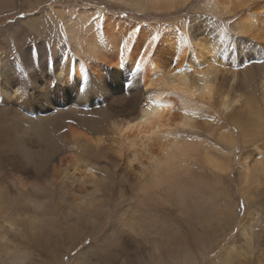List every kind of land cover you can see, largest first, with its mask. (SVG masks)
Here are the masks:
<instances>
[{
	"label": "bare ground",
	"instance_id": "6f19581e",
	"mask_svg": "<svg viewBox=\"0 0 264 264\" xmlns=\"http://www.w3.org/2000/svg\"><path fill=\"white\" fill-rule=\"evenodd\" d=\"M120 1L139 11L148 7L173 12L190 0ZM48 10L55 19V33L62 39L55 36L51 46H46L48 35L36 37L43 48L38 55V68L34 67L37 61L27 53L25 68L15 63L14 71L12 60L5 57L0 70V94L5 100V112L0 115V214H8L10 200L17 199L21 214L7 219L12 228L27 224L34 240L44 239L50 246L54 243L46 235V225L34 216L38 212L44 217L53 211L67 219L72 242L83 232L77 224L81 220L93 230L102 229L107 217L98 213L104 205L87 184H103V180L93 172L83 171V165L78 163L82 159L92 162L94 156L115 162L119 173L127 166L130 176L137 180L133 186L138 197L136 205L129 218L121 213L135 236L147 237L167 226L157 219L145 220L135 215L140 213L138 205L145 201L151 206L174 202L183 214L205 223L202 220L207 214L199 202L205 193H201L197 183L206 177L188 171L185 159L199 161L212 173V181H217L233 170L232 152L241 144L243 150H251L246 156H238L236 164L244 200L250 202L254 191L264 187V82L257 94L248 92L242 99L225 94L221 97L216 84L224 71H220L218 53L203 36L193 41L190 27L186 28L184 22H176L181 31L173 23L160 32L156 24H140L102 9L52 6ZM213 10L221 18L239 14L232 24L234 31L244 35L246 41L261 45L264 52V0H213ZM151 36L157 39L146 43ZM62 41L65 47L59 48ZM70 42L72 53L68 55ZM133 46L137 51L143 46L146 49L141 60L143 67L135 74H131ZM26 49L29 51L30 47ZM121 62L126 66L121 68ZM30 79L33 83L23 101L14 99L15 91L25 89V81ZM52 79L57 86L42 91ZM81 81L86 85L84 91L80 90ZM237 81V74L231 75L227 89L237 88ZM173 93L185 101L184 107L174 113L165 98ZM216 97L222 114L233 119L240 140L231 128L224 126L218 129L217 138L227 145L226 150L205 139L204 143L173 139L175 127L186 130L193 126L194 103L211 104ZM252 154L256 157L251 158ZM182 174L189 179V190L181 183ZM104 184L113 187L105 179ZM201 189L207 191V186L201 185ZM216 210L219 209L213 210V218L217 217ZM234 210V203L225 201L224 214ZM253 221L258 222L251 213L250 222L242 224L238 233V238L249 246L254 238ZM7 236L0 232V258L6 254ZM235 241L238 242L235 239L220 256L221 264H227L236 249ZM24 258H13L12 264H27ZM246 264H264V236L248 254Z\"/></svg>",
	"mask_w": 264,
	"mask_h": 264
},
{
	"label": "rangeland",
	"instance_id": "374dc122",
	"mask_svg": "<svg viewBox=\"0 0 264 264\" xmlns=\"http://www.w3.org/2000/svg\"><path fill=\"white\" fill-rule=\"evenodd\" d=\"M52 6L58 9L71 6L75 9L82 7L102 9L105 13L124 16L140 24H156L160 32H165L177 21L184 22L187 25L186 28L192 25L195 40L203 36L209 41L212 50L218 53L217 62L220 71H224L219 75L216 84L221 97L225 94L228 98L242 99L248 92L253 91L257 94L264 82V63L261 62L264 61V52L261 45L246 41L244 35L234 31L232 24L239 14L228 18L219 17L213 10V0H190L173 12L156 11L148 7L146 10L139 11L137 7L120 0H0V70L5 57L25 68L29 60L28 56H31L30 50L27 51L26 47H30L40 55L43 48L36 39V37L41 39L39 35L49 36L46 46H51L55 36L62 39L60 34L55 33V19L51 17L48 10ZM250 10L251 8L248 9ZM175 27L181 31L178 23ZM199 32L202 35H199ZM191 37L195 41L193 35ZM24 47L25 50H23ZM63 47L65 46L62 41L59 48ZM67 48L69 51L72 50L71 42L67 43ZM71 53V51L68 52V55ZM235 73L238 76L237 88L229 90L227 87H230L228 84L230 76ZM165 98L170 102L173 113L184 107L185 101L176 93L167 94ZM218 99L219 97H216L211 104L194 103L191 108L195 117L193 126L186 130L175 127L173 139L177 142L205 139L215 144L219 143L218 146L226 150L227 145L217 138L218 129L224 126L231 128L230 130L240 140L238 128L232 118L222 114ZM216 127L218 128L215 129ZM232 153L233 170L229 174L218 177L220 179L217 181H212V173L207 172L199 161L193 159L183 161L185 167H190L187 168L188 171L204 175L209 180V185L205 177H203L205 180L197 183L201 193H205L199 200L205 208L204 213L207 214L205 219L201 218L205 223L201 224L195 217L191 218L183 214L174 202L171 205L158 203L156 206H151L152 203L145 201L144 205H138L140 213L135 215L145 220L157 219L160 224L167 225L166 228L158 232L153 231L147 237L133 235L128 222L121 218V213L124 214L125 219L129 218L130 210L134 208L138 199L133 192V186L137 180L132 178L134 176H130L127 166H124L119 173L113 161L99 160V156H94L95 159L92 162L82 159L78 162L83 165L82 170L93 172L94 176L101 177L103 180V184L99 181L87 184L96 196V200L104 205V209L98 213V216L107 217L103 228L93 230L85 220H81L77 224L83 232L80 238H77L78 241L76 239L72 242L69 240L71 233L67 219L53 211L44 217L38 212L34 216L42 219L41 224L46 225L44 227L46 235L54 243L50 246L44 239L34 240L26 227L27 224H22L18 229L10 226L7 219L21 214L17 199H11L9 213L0 214V232L8 235L6 254L0 258V264H12L13 258L23 256L27 264H87L89 258H96L95 264H221L220 256L235 239L238 241L237 243L235 241L236 249L233 248L227 264H246L248 254L253 248L258 247L259 238L264 236V187L254 191V197L250 199V202L244 200L242 190L239 188L236 164L238 156H246L251 153V150H243L241 144H238ZM255 157L254 154L251 155V158ZM104 179L112 183L113 187L109 188L104 184ZM181 183L185 185V188L190 189L189 179L185 174L181 175ZM200 184L203 187L207 186V191L206 189L202 191ZM97 188L99 191H96ZM226 200L234 203V212L224 214L222 206ZM214 209L219 210H216L217 217L213 218ZM251 213H254L258 222L253 221L254 238L249 246L238 238V233L242 224L250 222ZM105 217L102 219L105 220ZM17 224L20 223L17 222ZM121 231L122 234H119ZM87 240H92L95 244L88 248L84 255H80Z\"/></svg>",
	"mask_w": 264,
	"mask_h": 264
},
{
	"label": "snow or ice",
	"instance_id": "6c2138e0",
	"mask_svg": "<svg viewBox=\"0 0 264 264\" xmlns=\"http://www.w3.org/2000/svg\"><path fill=\"white\" fill-rule=\"evenodd\" d=\"M190 32L192 33L193 39L195 40V35H194L192 25H190ZM127 35H125V36H127ZM156 39H157V37L151 36L150 39H148L146 43H151L153 40H156ZM124 46H126V40L124 41ZM194 47H195V44H194ZM154 50H153V52H154ZM145 51H146L145 46H143L139 51H137L135 49V47L133 46L132 50L130 51L131 74L139 73L141 71V69L143 67L141 64V60L144 58V52ZM30 52H31L32 60L37 61V63L34 65V67L38 68L39 67L38 54L35 50H32V49H30ZM62 58H63L62 56L59 57L57 62L59 61V59H62ZM51 62H52L51 57H49V65H51ZM261 62L264 63V61H261ZM12 64H13V70L15 71L16 66H15L14 60L12 61ZM119 66L121 68H123L126 65L123 62H121ZM32 83H33V79L25 81L26 88L15 91L14 99L20 100L22 102L23 98L28 93V86L31 85ZM56 86H57V81L55 79H52L50 82L45 83L44 89H42V91H47V90L54 88ZM85 88H86V85L83 83V81H81L80 90L84 91ZM4 105H5L4 96H3V94H0V115H3L5 112ZM94 244L95 243L92 240H87L84 244V247L80 251V255H84V253L87 252L88 248L93 247ZM99 254H100V252H99ZM65 259H67V257ZM95 261H96V258H89L87 264H95Z\"/></svg>",
	"mask_w": 264,
	"mask_h": 264
},
{
	"label": "crops",
	"instance_id": "0c3cea01",
	"mask_svg": "<svg viewBox=\"0 0 264 264\" xmlns=\"http://www.w3.org/2000/svg\"><path fill=\"white\" fill-rule=\"evenodd\" d=\"M228 203H230V204H232L231 202H229L228 200H226ZM224 205V204H223ZM222 208H223V206H222ZM225 214H227V212L225 213Z\"/></svg>",
	"mask_w": 264,
	"mask_h": 264
}]
</instances>
